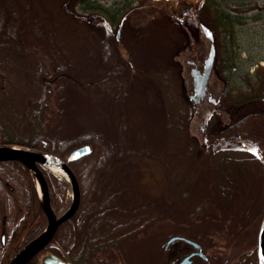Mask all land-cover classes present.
<instances>
[{
  "label": "trees",
  "instance_id": "trees-1",
  "mask_svg": "<svg viewBox=\"0 0 264 264\" xmlns=\"http://www.w3.org/2000/svg\"><path fill=\"white\" fill-rule=\"evenodd\" d=\"M170 1L156 6L135 0H0V146L62 159L79 146L92 148L70 164L81 188L80 209L60 225L45 250L72 264H106L103 259L113 256L122 236L129 241L132 233L168 218L187 221L191 228L186 237L207 252L211 241L204 228L194 226L206 219L205 205L231 203L236 171L242 181L250 172L256 180L264 177L259 158H264V67L251 72L254 62L245 69L239 65L244 17L225 8L243 3L173 4L189 9L186 18L194 24L216 32L213 73L224 80V87L216 103L207 99L205 111L198 107L207 97L199 103L187 97L182 68L172 61L197 38H188L183 25L169 23L171 18L164 15L130 28L129 12L167 10ZM115 28H120L119 37ZM160 35L167 37L166 45L156 49ZM46 59L53 72L46 69ZM154 86L166 114L165 125L158 128V138L168 144L162 156L159 143L151 142L152 135L130 114L138 94L146 101L145 93H155ZM197 117L203 121L205 146L190 134V122ZM220 141L230 147H218ZM38 166L53 212L60 217L70 205V183ZM257 217L262 222L264 204L249 209L245 221ZM48 224L35 175L21 162H0V264H10ZM256 240L232 263L216 256L204 264H258ZM98 254L103 259L96 263ZM30 264L38 263L34 259Z\"/></svg>",
  "mask_w": 264,
  "mask_h": 264
},
{
  "label": "rangeland",
  "instance_id": "rangeland-1",
  "mask_svg": "<svg viewBox=\"0 0 264 264\" xmlns=\"http://www.w3.org/2000/svg\"><path fill=\"white\" fill-rule=\"evenodd\" d=\"M113 1L114 0H109L108 4L113 3ZM118 1L122 2V0ZM139 1H143L147 5L155 3L156 6H159V4L167 0H135L134 3L138 4ZM179 1L180 0H171L168 3L170 8L167 10H160L161 8L158 7V11L156 9L151 11L152 8L150 7L149 10L143 8L137 12H129L127 18L132 26H134L130 27L133 30L136 26H140L142 23H145L147 19L153 15H157V17L164 15L165 17L171 18L172 21L169 23L179 22L184 26L187 22V24L190 25L187 27V31L185 30L187 32L186 34L188 35V38H197V40L189 45L188 48L176 55V57L172 58V61L180 64L182 68L186 95L190 98V95L193 94V81L191 77V69L193 68L192 63L202 69L204 60L208 55L210 41L205 37L202 28L199 27L198 29L199 24H194V20L186 18V15L189 13V9L185 10L183 8L173 7V4H176ZM188 1L196 2L197 0ZM229 1L243 3L241 5H232L228 3L225 4V8L233 14L244 17V25L239 32V48L241 52L240 57L242 59V61L239 62V65L241 68L245 69L246 65L252 61L254 64L252 65L250 71L254 72L258 66L264 67V0ZM207 27L212 30V27ZM94 29L102 31V29L97 26ZM117 30L118 29L115 28V32H117ZM212 32L215 38L214 43H216V32L213 30ZM166 38V36H158L155 48L160 49L163 45H166ZM183 46L185 47L186 43H184L182 47ZM121 50V55L126 57V50L123 47H121ZM156 52L159 53L160 50H156ZM45 66L49 72L54 71L53 66L47 59ZM148 81L149 85L152 86V82L150 80ZM144 84L146 83L144 82ZM154 87L155 88L153 89L155 93L152 91H147V93H145L148 97V99H146L147 102L145 101V97L142 92L138 94L139 100L136 99L130 104V114L135 123L144 125V133L152 135L151 142L153 141L155 144L159 143L156 146L158 148L159 155L162 156L166 153L167 150H165V148L168 144L166 139L158 138V128L165 125L166 114L162 107L159 91L156 86ZM223 87L224 80L218 74L213 73L209 83L207 98L198 108L206 111L209 108L207 99L209 97H217ZM157 112H159L161 121ZM189 126L191 136L197 140L198 144L205 146L204 132L202 131V119L198 117L193 119ZM230 144V142L220 141L217 143V146L220 148H228L230 147ZM240 145L243 146V144L236 143L237 147ZM245 147L250 146L246 145ZM259 158L264 162V158L262 156ZM242 176L243 175H239L236 171V194L234 193L235 195L231 197L232 200L228 206L222 207L217 204H206L205 209H207L208 213L205 217L206 219L204 221L199 220L194 223V226L198 229L204 228L208 239L211 241L210 249L205 252L208 258L218 256L223 262L232 263L236 261L242 252L253 247V241L258 235L261 225V221L258 219L259 216L252 222L246 223L245 214L249 209L251 211L253 209L259 210V208H261L264 204V177H262L261 181L256 180L254 179L253 172H250L247 173V179L242 181ZM59 177L62 178L63 176ZM63 178H67V176ZM68 195L71 203L73 195L72 191H70ZM226 200L230 199L227 198ZM112 216L116 217L117 215L116 213H113ZM190 228L191 226L187 221L177 222L174 218H168L160 219L145 232L132 233L131 236L133 237L130 238L129 241L124 242V236H122V240L120 242V250H122V252L121 256L116 259V262L118 264H168L167 255H165L163 248L159 246L166 243L172 236H186ZM192 228L194 227L192 226ZM39 260H41V258ZM194 264L204 263L197 258L194 260Z\"/></svg>",
  "mask_w": 264,
  "mask_h": 264
},
{
  "label": "water",
  "instance_id": "water-1",
  "mask_svg": "<svg viewBox=\"0 0 264 264\" xmlns=\"http://www.w3.org/2000/svg\"><path fill=\"white\" fill-rule=\"evenodd\" d=\"M202 30L205 37L210 41V47H209L208 55L204 60L202 69L198 67H194L191 69V77L193 81V94L190 95V100H192L194 103H199L207 96V90L212 77L213 67L215 64L216 53H217L216 47L214 45L215 38L212 30H210L205 25L202 26ZM119 35H120V28L117 30V37H119ZM209 100L213 103H216L213 97H209ZM4 147L7 149L0 150V162L17 161L25 164L28 167V169L35 175V177L37 173V176L41 178L45 186L46 205H44L42 200H41V204L43 205V208L45 209L49 217V224L45 229V231L38 238L32 241L24 250H22L10 262V264H28L29 261L36 254H38L40 251H42L45 247H47L51 243L60 225H62L63 223L74 217L78 212V210L80 209L81 200H82L81 188L76 175L70 168V164L91 154L92 148L90 147V145L79 146L74 150H72L66 159H62L50 153L35 151L32 149L22 148L17 146H0V149ZM29 163H33L36 169V173L30 169ZM46 164H50L58 168H61L65 172L67 176V181L70 182L72 188V194H73L72 201L68 209L60 217H56V215L53 212V209L50 204L48 186L43 174L39 170L38 165H43L49 169V167ZM51 213H53V215L56 218L55 221L53 222L51 220ZM178 240H184L190 243V245H192L194 248L198 249L197 252H194L188 255L187 257H185L179 264H193L192 258L195 256H200L204 260H207L208 257L206 256L205 253H203L202 246L198 242L192 239L176 235V236H172L167 241V244L169 245ZM30 245H32V247L28 249ZM255 251L257 255L258 264H264V217L262 219L258 231ZM42 264H72V263L69 260L62 259L54 254H50L43 258Z\"/></svg>",
  "mask_w": 264,
  "mask_h": 264
},
{
  "label": "flooded vegetation",
  "instance_id": "flooded-vegetation-1",
  "mask_svg": "<svg viewBox=\"0 0 264 264\" xmlns=\"http://www.w3.org/2000/svg\"><path fill=\"white\" fill-rule=\"evenodd\" d=\"M204 24H202V23H200L199 25H198V29H199V27H201L202 28V26H203ZM183 27V29L184 30H186L187 31V27L185 26H182ZM117 34V33H116ZM120 36V35H119ZM192 66L193 67H196L197 65L196 64H194V63H192ZM208 100H209V98H208ZM180 236H182V235H180ZM146 237H147V235H146ZM183 237H186V236H183ZM186 238H188V237H186ZM3 239H4V237H3ZM190 239V238H189ZM50 245V244H49ZM48 245V246H49ZM47 246V247H48ZM202 246V245H201ZM47 247H45L42 251H40L38 254H36L30 261H29V263L28 264H30L34 259H36L37 260V263L38 264H42V260H43V258L45 257V256H47V255H50V254H54V253H52V252H49V251H45L46 250V248ZM159 247H161V248H163V251L165 252V255H167V258H168V264H179L185 257H187L188 255H190V254H192V253H194V252H197L198 251V249H196V248H194L192 245H190V243H188V242H186V241H184V240H178V241H175V242H173V243H171V244H167V242L166 243H164V244H162V245H160ZM120 244L119 245H117L116 246V249L115 250H112V252L114 253L113 254V256H111V258L109 257V258H100V254H98L97 256H96V263H99L100 262V260H105V263L106 264H118L117 262H116V259L117 258H119L120 256H121V252H122V250H120ZM202 251H203V253H205V251H204V248H203V246H202ZM206 254V253H205ZM54 255H56V254H54ZM56 256H58V257H60L59 255H56ZM206 256H207V254H206ZM126 257V256H125ZM208 257V256H207ZM41 258V260H39ZM60 258H62V257H60ZM200 259L203 263L204 262H206V261H208L209 260V258H207V260H204L203 258H201L200 256H195V257H193L192 258V261H193V264H194V260L195 259ZM62 259H64V258H62ZM123 264V263H122Z\"/></svg>",
  "mask_w": 264,
  "mask_h": 264
},
{
  "label": "bare ground",
  "instance_id": "bare-ground-1",
  "mask_svg": "<svg viewBox=\"0 0 264 264\" xmlns=\"http://www.w3.org/2000/svg\"><path fill=\"white\" fill-rule=\"evenodd\" d=\"M156 1H161V0H156ZM6 149H7V148L4 147V148H1L0 150H6ZM46 165H47V166L49 167V169H51L56 175H58V176H63V177L66 176L65 172H64L61 168H58V167L53 166V165H50V164H46ZM29 166H30V169L36 173V169H35L33 163H29ZM36 177H37V178H36V179H37V191H38V193H39L40 199L42 200V202L44 203V205H46V192H45V186H44V184H43L41 178L37 176V173H36ZM55 219H56L55 216L53 215V213H51V220H52V222L55 221ZM30 247H32V245H30V246L28 247V249H29Z\"/></svg>",
  "mask_w": 264,
  "mask_h": 264
}]
</instances>
